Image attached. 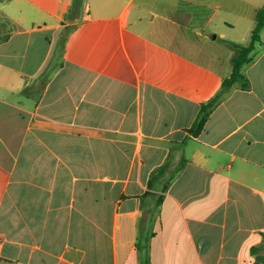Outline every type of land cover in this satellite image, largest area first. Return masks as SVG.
<instances>
[{
  "label": "crops",
  "instance_id": "1",
  "mask_svg": "<svg viewBox=\"0 0 264 264\" xmlns=\"http://www.w3.org/2000/svg\"><path fill=\"white\" fill-rule=\"evenodd\" d=\"M73 2L0 0V264H252L264 30L250 88L190 128L264 0Z\"/></svg>",
  "mask_w": 264,
  "mask_h": 264
},
{
  "label": "trees",
  "instance_id": "2",
  "mask_svg": "<svg viewBox=\"0 0 264 264\" xmlns=\"http://www.w3.org/2000/svg\"><path fill=\"white\" fill-rule=\"evenodd\" d=\"M82 5V0H74L71 10L80 11ZM5 24L10 23L8 19L4 20ZM264 30V5L261 6L256 15V26L252 30L251 40L248 44H243L236 41H227L229 46L234 50V55L231 59L232 63V72L231 75L225 78L222 82L221 88L208 100L203 101L201 104L200 112L197 116V119L194 125L190 130L198 135L205 127L207 120L209 119L212 111L217 107V105L225 99V97L233 90V88L239 84L244 89H249L251 86L250 80L247 77L244 69L245 66L255 61L257 58L260 49L259 43L262 41V32ZM1 40H7L10 36L9 33L0 35ZM170 164L166 163L157 169H155L150 177V186L154 183H157L159 179L163 177L166 170L169 168ZM180 169L176 170L173 173L172 177L164 180L163 190L167 191L171 182L176 178ZM151 193V192H150ZM163 200V195L159 196V203L157 209L159 208ZM255 259L252 264H264V232H263V242L253 246L252 248ZM143 264H151V258L148 251L143 249Z\"/></svg>",
  "mask_w": 264,
  "mask_h": 264
},
{
  "label": "rangeland",
  "instance_id": "3",
  "mask_svg": "<svg viewBox=\"0 0 264 264\" xmlns=\"http://www.w3.org/2000/svg\"><path fill=\"white\" fill-rule=\"evenodd\" d=\"M221 32L225 35H232L235 38H237L238 40L241 41L242 39V35H241V25H239L238 28L231 29L229 26L227 25H221L220 26ZM225 30V32H224ZM250 38V37H249ZM250 40V39H249ZM249 42V41H248ZM260 175L258 176V180L254 179V178H248L247 182L254 185V186H262L264 184V168H260Z\"/></svg>",
  "mask_w": 264,
  "mask_h": 264
}]
</instances>
